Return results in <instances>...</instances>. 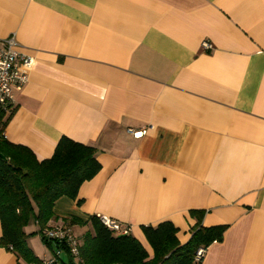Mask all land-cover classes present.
I'll return each instance as SVG.
<instances>
[{
    "label": "crops",
    "instance_id": "crops-1",
    "mask_svg": "<svg viewBox=\"0 0 264 264\" xmlns=\"http://www.w3.org/2000/svg\"><path fill=\"white\" fill-rule=\"evenodd\" d=\"M11 34L33 65L5 138L43 160L68 136L101 164L49 224L107 215L147 249L142 225L171 221L182 243L225 225L200 264H264V0H0Z\"/></svg>",
    "mask_w": 264,
    "mask_h": 264
},
{
    "label": "trees",
    "instance_id": "trees-1",
    "mask_svg": "<svg viewBox=\"0 0 264 264\" xmlns=\"http://www.w3.org/2000/svg\"><path fill=\"white\" fill-rule=\"evenodd\" d=\"M11 111L0 110V244L12 250L20 261L40 264L27 238L38 234L51 244L43 236V230L57 224L69 226L74 233L75 226L89 227L80 235L75 233L82 264H200L202 258L195 260L197 249H206L222 239L225 225L198 224L182 243L178 228L171 221H162L141 226L150 248L147 249L131 233L113 234L96 215L83 219L72 214L63 223L49 224L55 217L54 204L58 198L65 196L81 202L80 186L101 168L98 150L61 136L52 155L39 160L29 147L5 138L3 130ZM32 224L37 228L30 229ZM68 261L67 264H74L71 256Z\"/></svg>",
    "mask_w": 264,
    "mask_h": 264
},
{
    "label": "built area",
    "instance_id": "built-area-1",
    "mask_svg": "<svg viewBox=\"0 0 264 264\" xmlns=\"http://www.w3.org/2000/svg\"><path fill=\"white\" fill-rule=\"evenodd\" d=\"M204 50L212 48L208 41L202 42ZM33 65V57L20 51L15 34L0 39V110L10 112L14 105V90L20 89L27 81L29 71ZM144 131L133 132L135 137H140ZM4 134V133H3ZM5 136V135H4ZM102 225L115 235L129 233V226L107 215H97ZM43 236L54 243L53 256L44 257L40 264H56L62 259V251L71 256L74 264H82L79 257V240L72 228L57 224L43 230ZM205 249L200 247L195 253V260L199 261ZM65 262V261H64ZM68 260L65 262L67 264Z\"/></svg>",
    "mask_w": 264,
    "mask_h": 264
},
{
    "label": "rangeland",
    "instance_id": "rangeland-1",
    "mask_svg": "<svg viewBox=\"0 0 264 264\" xmlns=\"http://www.w3.org/2000/svg\"><path fill=\"white\" fill-rule=\"evenodd\" d=\"M89 227H79V226H75V233L77 235H80L82 233H84L86 230H88ZM62 257H63V260L66 262L68 260V256L66 254V252L63 250L62 251ZM62 264H64L63 262H61Z\"/></svg>",
    "mask_w": 264,
    "mask_h": 264
}]
</instances>
